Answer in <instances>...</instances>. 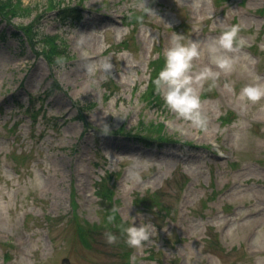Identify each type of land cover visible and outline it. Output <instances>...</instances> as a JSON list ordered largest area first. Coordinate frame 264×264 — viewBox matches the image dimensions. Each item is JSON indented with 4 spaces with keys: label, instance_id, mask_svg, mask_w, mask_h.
Wrapping results in <instances>:
<instances>
[{
    "label": "rangeland",
    "instance_id": "374dc122",
    "mask_svg": "<svg viewBox=\"0 0 264 264\" xmlns=\"http://www.w3.org/2000/svg\"><path fill=\"white\" fill-rule=\"evenodd\" d=\"M8 2L0 264H264V99H236L254 76L264 79V0ZM64 5L80 10L78 22L60 25ZM232 24L247 44L231 71L207 54L193 60L194 71L217 73L198 85L207 128H195L153 78L173 32L203 45ZM160 122L161 134L145 128ZM130 215L156 225L141 246L126 242Z\"/></svg>",
    "mask_w": 264,
    "mask_h": 264
},
{
    "label": "clouds",
    "instance_id": "9594fccd",
    "mask_svg": "<svg viewBox=\"0 0 264 264\" xmlns=\"http://www.w3.org/2000/svg\"><path fill=\"white\" fill-rule=\"evenodd\" d=\"M239 32V24L226 25L217 36L203 45L201 41L187 38L183 33L173 32L169 46L164 49L163 66L153 78L155 91L163 97L171 111L195 128H207V117L201 110L202 100L198 85H203L217 73L208 65L194 71L193 60L207 54L211 63L226 72L231 71L241 58V49L247 44L246 39L240 36ZM243 55L247 57V53ZM96 67L94 65L88 71H95ZM99 68L107 74L112 68L111 60L102 61ZM225 87L234 89L232 83H226ZM236 99L244 102L242 107H246L247 103H256L264 99V79L259 75L254 76L250 82L241 86ZM130 176L139 179L137 171L130 172ZM36 177L38 183L42 182L38 170ZM127 186L132 187V184ZM130 216L131 222L123 228L126 242L130 246H141L155 234L156 225L151 220L136 224L133 222L135 217ZM107 219L111 221L114 217L109 215ZM105 237L108 243H114L118 239L111 231H107Z\"/></svg>",
    "mask_w": 264,
    "mask_h": 264
},
{
    "label": "trees",
    "instance_id": "16d2710c",
    "mask_svg": "<svg viewBox=\"0 0 264 264\" xmlns=\"http://www.w3.org/2000/svg\"><path fill=\"white\" fill-rule=\"evenodd\" d=\"M11 7H12V5H11V3L8 2V0H0V13L3 10L11 8ZM55 14L57 15V19L60 21V25L61 24H68L70 22L76 23L80 20V17H81L80 10H78L76 7H71L69 5H64V6H62V8L58 7ZM160 61L161 62H159L158 65H159V67H162L164 60L161 58ZM154 100L156 101V98ZM27 112L32 114V112H30V111H27ZM162 126H163L162 124H150L148 127H145V126L144 127L147 128L148 131L150 129H152V130H155L156 132L161 134ZM138 129H136V130L138 131ZM139 132H140V129H139ZM132 133H134V132L131 131L128 134H132ZM145 135H147V134H145ZM132 137L136 138L137 140H139L143 144H146V145L150 144V139L147 138L148 135H147V137H145V136H142L141 133H137V134L134 133ZM157 139H158L157 142L165 140L163 135H160Z\"/></svg>",
    "mask_w": 264,
    "mask_h": 264
}]
</instances>
